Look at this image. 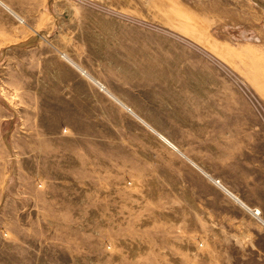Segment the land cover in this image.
Returning <instances> with one entry per match:
<instances>
[{
	"label": "rangeland",
	"instance_id": "rangeland-1",
	"mask_svg": "<svg viewBox=\"0 0 264 264\" xmlns=\"http://www.w3.org/2000/svg\"><path fill=\"white\" fill-rule=\"evenodd\" d=\"M55 105L90 179L9 201L0 126V264H264V0H0V122Z\"/></svg>",
	"mask_w": 264,
	"mask_h": 264
},
{
	"label": "crops",
	"instance_id": "crops-1",
	"mask_svg": "<svg viewBox=\"0 0 264 264\" xmlns=\"http://www.w3.org/2000/svg\"><path fill=\"white\" fill-rule=\"evenodd\" d=\"M97 87L99 90L105 91L106 89L100 83L97 84ZM62 99V105H74V101ZM50 104L48 103V105ZM38 107L34 116L26 113L23 117H19L18 130L14 128L12 117L5 116L0 122V126L6 132L5 138L13 139L19 152V187L17 183L11 182L6 185L8 200L10 201L11 196L17 191L24 190L26 197L24 199L21 197L19 201L32 203L35 201H32L33 196L38 193L37 188L42 187L44 188V190L42 189L43 195H48L45 196L47 201L44 203L57 202L59 198L55 195L62 196L64 201H71V198L67 199L68 180L74 179L73 187L76 184H88L84 180L90 179V176L87 171H83L88 169L86 163L89 161V157L84 151L82 142L78 141L76 137L74 125L68 121H65L64 124L60 123L58 105H55V110L50 116H48V109H44L42 114ZM21 126H24L23 130H20ZM34 176L40 179L38 187H36V182L28 180V177ZM39 192L41 194V191ZM72 194H75V189H72Z\"/></svg>",
	"mask_w": 264,
	"mask_h": 264
}]
</instances>
